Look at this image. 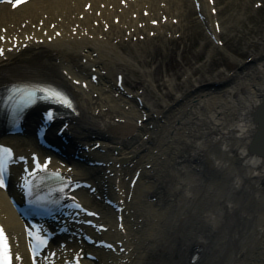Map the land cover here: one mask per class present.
<instances>
[{"label": "bare ground", "instance_id": "1", "mask_svg": "<svg viewBox=\"0 0 264 264\" xmlns=\"http://www.w3.org/2000/svg\"><path fill=\"white\" fill-rule=\"evenodd\" d=\"M121 1L0 4V74L42 72L68 87L77 115L67 119L65 136L87 161L101 162L78 173L90 168L94 195L122 200L121 226L111 208L91 205L104 225L101 236L116 248L100 253V264H264V156L247 148L255 130L251 111L264 89V33L247 64L220 41L215 0ZM185 3L198 13L212 48L235 59L240 71L156 84L154 50L171 56L168 42L183 26ZM163 63L165 77L180 75ZM23 138L33 142L27 135L1 140L29 152L32 143ZM72 194L87 204L93 197ZM9 196L0 189V221L20 257L15 264H30Z\"/></svg>", "mask_w": 264, "mask_h": 264}, {"label": "rangeland", "instance_id": "2", "mask_svg": "<svg viewBox=\"0 0 264 264\" xmlns=\"http://www.w3.org/2000/svg\"><path fill=\"white\" fill-rule=\"evenodd\" d=\"M215 1L217 20L221 26L219 32L220 41L226 49L243 61L248 62L251 51L259 48V40L257 38L264 33V0H248L247 2L245 0ZM186 6L187 4L185 3ZM242 6L244 7L242 8ZM188 7H186V16L181 21L183 26L178 27L179 31L168 42L171 48V56L169 55L170 51H163L161 48L154 50L153 58L157 60V69L160 72L158 76L155 75L156 84L166 80L168 77V79H172L173 84H182L183 80H199L211 76L222 69L227 71L241 70L240 64L235 59L219 48H212V41L207 37L204 26L197 17L198 13L191 8L192 6ZM241 12L243 14L238 19L237 17ZM52 24L53 22L50 23V25ZM150 31L153 32V30ZM126 34H128V30ZM149 36L153 43L158 44V35ZM136 38L137 35L132 37L133 40ZM252 62L250 60L247 64ZM161 63L165 66H176L180 75L176 79L173 76L165 77L162 73V68L164 67ZM190 71L194 73L191 75L189 74ZM140 87V84L135 85V89ZM158 89L163 90L162 86H158Z\"/></svg>", "mask_w": 264, "mask_h": 264}, {"label": "snow or ice", "instance_id": "3", "mask_svg": "<svg viewBox=\"0 0 264 264\" xmlns=\"http://www.w3.org/2000/svg\"><path fill=\"white\" fill-rule=\"evenodd\" d=\"M24 2V0H15V3H13V7H15L17 4ZM155 23V21H154ZM3 49H0V55L3 54ZM78 83V82H77ZM39 91L44 92L48 95V98L51 100H54L66 107L71 108L72 102L70 99H68L63 93L58 92L56 90H53L51 88H40ZM54 114L49 111L46 113V118L48 120L53 119ZM0 151H3L6 155L3 158H0V188H3L6 186V176L8 174V163L11 157V152L8 149H0ZM20 159H23L22 157ZM33 163L34 167L31 172H29L27 169H25V172L27 174L26 177H21L22 180V187L27 186L28 180L27 177L33 176L37 170L43 171L47 167V161L44 162L43 165L36 162L35 157H33ZM62 191V189L60 190ZM76 208H79V204L74 205ZM90 215H94V213H90ZM31 235V233H29ZM43 243V241H41ZM110 247V245H109ZM19 255L15 256V260H19ZM0 264H13V257L10 249V245L8 243V237L5 234L2 227H0Z\"/></svg>", "mask_w": 264, "mask_h": 264}, {"label": "water", "instance_id": "4", "mask_svg": "<svg viewBox=\"0 0 264 264\" xmlns=\"http://www.w3.org/2000/svg\"><path fill=\"white\" fill-rule=\"evenodd\" d=\"M251 121L254 124L252 140L247 144L248 151L264 156V90L260 99L251 111Z\"/></svg>", "mask_w": 264, "mask_h": 264}]
</instances>
